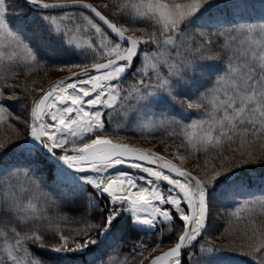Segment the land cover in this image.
Wrapping results in <instances>:
<instances>
[{"label": "rangeland", "instance_id": "374dc122", "mask_svg": "<svg viewBox=\"0 0 264 264\" xmlns=\"http://www.w3.org/2000/svg\"><path fill=\"white\" fill-rule=\"evenodd\" d=\"M83 1H90L102 15L103 12H108L111 16L120 15L123 25L129 27L115 23L117 28L137 41L140 50L131 64V69L119 81L108 77L112 102L104 108L100 124L94 126L89 133L69 135L62 144L56 146L60 151H53V154L73 158L78 156L74 153L78 149L93 142L109 141L163 157L169 164L195 175L202 183L206 195L204 229L187 248L201 238L206 242L228 245L212 236L214 225L221 219V212L216 203L211 201V197L213 199L215 195L212 187L219 178L233 176V170L238 171L253 165V169L264 168V153L252 152L244 160L237 158L235 153L236 158H233L240 161V165L223 168L215 161L195 160L191 148L201 143L194 140L201 135L207 120H214L217 114H234L245 118L253 123L256 131L264 127V0ZM244 6L245 11L242 10ZM24 8L27 7L22 0H0V57H25L19 47L20 37H16L17 32H21L18 21ZM45 22L54 32H61L67 43L75 49L93 51V56L87 58L89 61L94 56L95 59L100 58L99 62L106 61L127 50L122 40L107 39L103 28L79 10L51 13L45 17ZM194 41L197 42L195 48ZM10 46L11 50L8 51L6 47ZM92 64L99 63L42 68L33 75L15 77L16 81L23 82L21 89L16 87V91L23 90L30 98L27 100L26 109L18 105L11 125L0 133V177L7 176L12 165H32L34 177L40 172V176L48 178L50 182L66 186L56 190H73L79 184L89 186L105 198L110 209L101 237L105 238V232L111 229L110 224L116 215H127L137 229L157 236L150 246L151 249L144 251L142 246L137 247L135 250L138 249V253L129 264H151L154 257L175 245L186 226L180 209L188 212L189 208L174 201L175 194L172 193L169 183L146 177L142 173L143 168L139 167L134 171L126 168H112L111 172L105 170L99 183H96V178L100 176L96 173L83 176L66 171L50 173L48 168L46 170L34 158L33 152L39 153L36 146L29 145L35 138L30 123L31 103L35 96L57 78L93 66ZM250 64L252 67L261 68L260 73L255 72L256 69L252 70ZM118 67L124 70L126 65H115L111 69ZM124 79L129 80L128 86L123 84L121 87ZM105 82L101 81V84ZM115 107L120 111L127 110L122 112L123 115L118 121L114 120L115 113L112 112ZM106 110H109L107 121L110 127L103 121ZM66 111H71L72 114L66 117ZM76 118L77 113L68 103L63 106L52 100L43 114L41 124L43 128L64 124L69 126L76 123ZM260 134L264 137L263 132ZM13 152L16 154H11ZM40 156L45 159L42 154ZM21 174L26 175V172L21 170ZM111 175L118 176L119 181L114 184L119 188L118 193H115V189H110L108 180ZM93 177L95 179L91 181ZM131 178L136 183L140 184L144 180L149 184V191L155 200L149 201L148 205L157 214L153 220L147 212L136 211L128 198L122 197L124 189L130 186ZM32 195L33 193L27 195L25 186L16 183L12 204L28 213L35 206ZM221 199L228 201L233 212L252 209L264 204V186L242 187ZM0 205L2 206L1 203ZM175 219L181 229L174 237H170L172 230L170 232L168 225ZM0 220V264H37L34 260H28L24 251L20 254L21 249L9 243L7 236L2 234L6 223L11 222L8 215H0ZM86 243L72 249L64 247L61 251L85 253ZM104 244L111 246L109 236ZM93 255L99 256V252ZM176 264H180V259ZM220 264L244 263L236 258H224Z\"/></svg>", "mask_w": 264, "mask_h": 264}, {"label": "trees", "instance_id": "16d2710c", "mask_svg": "<svg viewBox=\"0 0 264 264\" xmlns=\"http://www.w3.org/2000/svg\"><path fill=\"white\" fill-rule=\"evenodd\" d=\"M112 6L118 7L115 4ZM50 14L24 8L18 21L21 32H17L16 37H20L19 47L25 57L20 58L21 60L10 57L12 55L8 58V55L6 58L0 57V133L11 125L12 118L17 114L18 105L26 109L27 100L30 98L23 90L16 91L15 88L21 89L23 84L15 80L16 76H30L42 68L81 66L99 62L100 58L95 59V56L91 58L92 61L87 59L93 56V51L75 49L67 43L61 32H54L45 22V17ZM103 14L110 21L123 25L120 15L111 16L108 12ZM132 22L137 25L135 21ZM104 33L110 41L111 39L117 41ZM196 43L194 41L193 48L197 46ZM6 49L11 50V46ZM234 49L237 50L236 47ZM250 68L260 73L261 68L254 66ZM128 82L129 80L124 79L121 87L123 84L128 86ZM108 111L104 112L103 121L110 127L107 121ZM124 111L127 110L120 111L115 107L112 111L115 113L114 120L118 121ZM252 124L234 114L230 116L217 114L214 120L209 118L199 138L194 140L201 143L191 148L193 158L197 161H215L224 168L240 165V161L234 159L235 153L237 158L242 160L252 152L264 153V137L260 134L264 133V127L256 131ZM33 154L34 158L38 159L35 158L38 164L44 166L46 170L49 169L50 173L59 171L38 152L34 151ZM253 168L254 165L238 171L233 170V176L219 178L212 187L215 195L213 199L211 197V201L216 203L221 212L219 216L221 219L214 225L215 231L212 236L228 245L206 242L204 238L198 239L182 252L180 264H220L224 258H236L244 264H264V204L233 212L228 201L221 199L242 187L254 186L255 180H260L258 186L264 185V168ZM21 170H24L26 175H22ZM33 173L32 167H12L7 176L0 177L2 204L0 215H8L11 221L6 223L2 234L7 236L9 243L21 249L20 254L24 251L28 260H34L37 264H129L138 253V249L135 250L137 247L142 246L146 251L151 249L150 246L156 241L157 236L154 233L137 230L132 226L130 217L124 214L116 215L112 219L110 224L112 227L107 234L111 236L113 244L105 246L101 232L105 229L110 214L105 198L83 184L77 185L73 190L67 188L63 191H52L53 187L66 186L50 182L48 178L42 176L34 177ZM21 177L28 181H23ZM16 183L25 186L27 195L33 193L32 203L35 206L28 213L23 212L25 209L12 204L15 199L12 196ZM179 226L176 219L168 225L170 232L172 230L170 237L180 232ZM85 242H87L85 253L61 251L64 247L72 249L78 245L82 246ZM239 251L244 253H238ZM95 252H99V256L93 255Z\"/></svg>", "mask_w": 264, "mask_h": 264}, {"label": "water", "instance_id": "95a60500", "mask_svg": "<svg viewBox=\"0 0 264 264\" xmlns=\"http://www.w3.org/2000/svg\"><path fill=\"white\" fill-rule=\"evenodd\" d=\"M25 5L29 8L54 12L62 10L76 9L87 13L98 25H100L106 32H108L113 37L119 38L124 41L128 48L127 50L114 58L103 61L97 65L82 68L76 72L69 73L68 75L61 76L56 80L49 83L43 90H41L31 103L30 111V123L33 128V136L39 140V149L41 153L46 156L53 164L62 167L65 170L76 174H89L95 170V165L89 169H84L80 166L98 164L103 165L106 162L121 159L123 162H132L144 167H150L158 169L161 172L167 173L175 178L181 179L182 181L188 182L190 187V192L187 195L188 198V208L189 217L186 222L185 229L178 241L172 247L164 250L162 253L154 257L151 264H170L172 260L180 259L182 251L189 246L191 242L202 232L204 229L203 221L205 219V199L206 195L203 191V185L200 180L193 174L181 170L176 166L169 164L163 157L157 156L153 153H146L141 150L128 147L126 145H121L114 142L103 141L94 144L87 145L76 152L78 156L82 154L83 157H76L74 159H66L62 157H57L53 154V151H60L57 147H53L48 137L44 134L42 130L41 120L45 107L51 98L57 93V86L59 84H69L76 80L88 79L93 76L98 75L97 78L92 79L89 84L93 88H97L99 82H105L109 75L107 72L112 66L120 65L126 63L125 70L131 68V64L139 52L140 46L137 41L130 38L124 33H121L117 28L116 24L110 22L107 17L101 14L99 10L90 2L83 0H71V1H59L50 2L44 0H22ZM125 71L122 69L114 70L111 76L122 75ZM68 98L65 94H61V98L57 100L58 104H65ZM71 112H66L69 116ZM48 146L51 150L46 149L44 146ZM112 168L120 169L126 168L129 171L136 170V167L131 165H123V163L113 164ZM111 168V169H112ZM169 182V181H168ZM166 182V183H168ZM170 184V183H169ZM197 194L199 199V215L196 221V228L199 229V233L195 237L191 236L195 230V205H194V195ZM196 229V231H197Z\"/></svg>", "mask_w": 264, "mask_h": 264}, {"label": "bare ground", "instance_id": "6f19581e", "mask_svg": "<svg viewBox=\"0 0 264 264\" xmlns=\"http://www.w3.org/2000/svg\"><path fill=\"white\" fill-rule=\"evenodd\" d=\"M120 68V67H118ZM116 68V69H118ZM113 70L110 69L109 72H107V75H109V79H116L117 77L111 76L113 73ZM109 79L104 84H100L99 88H97V91H93V89L89 86L88 82L89 79L84 80H76L69 84H59L57 86V94L55 95V99L57 100L61 94H65V96L68 98V105L77 113L76 123H72L71 125H56L55 127H46L43 128V132L50 140L53 147H56L59 144H62L69 135H80L89 133L94 126H98L101 121L102 112L105 107H107L112 102V96L110 94V87H109ZM106 92L104 91V89ZM102 90L103 92H101ZM53 99L49 101V103L46 106V110L51 103ZM33 138V137H32ZM31 138V139H32ZM96 143V142H93ZM91 143V144H93ZM38 138H33L29 145L31 147L37 146ZM90 145V144H89ZM46 149L51 150L48 146H44ZM83 157L82 154L79 155V158ZM123 163V165H131L134 167L143 168L144 173L146 177L148 178H156V180L160 181L161 183L168 182L170 183V189L172 190V193H174V201L177 203H183L188 207V198L187 195L190 192L189 183L182 181L181 179L175 178L167 173L153 170L150 167H144L136 163L132 162H123L121 159H115L109 162H106L103 165L98 164H91L87 166H81L84 169H90L92 165H95V171L94 174H99L100 177L96 178L98 179L96 183H99L100 179H103L105 170L112 171L111 168L113 164ZM95 176V175H94ZM95 177L91 179V181H94ZM111 184L110 189H115V193L119 192V188L114 185L116 181H119L117 175H111L108 180ZM179 196H178V195ZM123 198H128V201L134 206L136 211L138 212H147L148 215L151 217V220L154 219V217L157 215L156 211L152 208L151 205H148V202H153L155 200L154 195H152L149 191V184L147 181L141 183H136L133 178L130 180V186L126 189H124V195ZM194 205H195V211H196V217H195V230L192 237H195L197 233H199V229L196 228V221L198 220L199 215V199L197 197V194L194 195ZM180 215L185 221L187 222L189 217V209L188 212H185L184 209H180ZM197 229V231H196ZM178 259L172 260L170 264H176Z\"/></svg>", "mask_w": 264, "mask_h": 264}]
</instances>
